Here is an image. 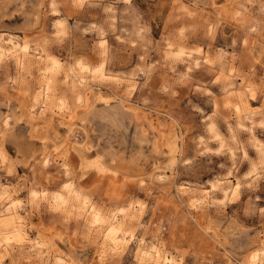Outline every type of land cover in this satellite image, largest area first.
Wrapping results in <instances>:
<instances>
[{
  "label": "rangeland",
  "instance_id": "1",
  "mask_svg": "<svg viewBox=\"0 0 264 264\" xmlns=\"http://www.w3.org/2000/svg\"><path fill=\"white\" fill-rule=\"evenodd\" d=\"M4 39L0 264H264V0H0Z\"/></svg>",
  "mask_w": 264,
  "mask_h": 264
},
{
  "label": "bare ground",
  "instance_id": "2",
  "mask_svg": "<svg viewBox=\"0 0 264 264\" xmlns=\"http://www.w3.org/2000/svg\"><path fill=\"white\" fill-rule=\"evenodd\" d=\"M6 43H10L11 47L10 48H5L4 46H2V44H0V58L8 56V55H11V56L14 55L15 58H16L17 64L18 65L23 64L24 61H23L22 57L17 55L16 49H15V47H17L19 45L18 41H14L13 39H9V40L6 41ZM19 48H20V51L22 52L23 55L26 54L27 52H29L28 46L23 44V43H22V45L20 44ZM41 87H43V86H41ZM39 94H40L39 96L42 97L41 103L45 107L47 105H49L46 102V97H47L46 94H44V93L42 94V92L39 93ZM35 101H36V98H35ZM8 120H9L8 117L4 118L3 124L5 126H8ZM72 124L73 123H70V125H72ZM74 125H72V126H74ZM81 155H82V151H81L80 147L76 148V146L75 147L72 146V147H70L68 149L67 156H68V160L69 161H71L73 163L74 162L76 163V161H82V164L81 165L79 164L80 166H79V171H78L80 177L84 176V174L80 173V171H84V170H87V169H90V168H94V170H96V176L97 177H101V175L105 174L103 172V170L105 168L102 165V163H101L99 158H95L94 160H91V161H86V158H84L83 155L82 156ZM46 161H44V162H46ZM111 174H112L113 178L116 180V182L122 181L121 178L119 179L118 177H116L115 174H113V173H111ZM86 176L87 175H85L82 178L83 181H85L84 178H86ZM86 180H87V178H86ZM139 182L143 183V180H139ZM236 188H237V186H236ZM221 192H223V191H221ZM6 194H7V191H2L0 193V206L3 205V207H5L2 211H0V214H1L0 217L3 216V219L0 220V229H6V231L9 232V233L10 232L11 233L14 232V234L18 237L20 235L21 228H20V226H19V224L17 222L18 220H16V218H15L16 210H14V209L16 208V206H15L16 204L11 202V200L7 197ZM61 196L62 195H59V197L57 199H61ZM90 222L93 225H97V227H98V225H104L105 226V232H104V236H103V245H105V246H116L119 241H121L122 239H125V234H124L125 232L122 233L120 221L118 222L117 220H115L114 216H111L110 219L107 221L106 217L102 216L101 213H99V211H97V210L92 208L91 209V215H90ZM15 235H13V236H15ZM12 238L13 237L11 235H8V234L5 233L4 237H0V243L4 242V243L8 244L9 241H11ZM259 252H261V254L264 255V249H261ZM141 255H142L141 263H142V261H146L145 259H147V260H149V262H150V260H152L154 262V264H179L178 262L174 261L171 257L161 255L160 251L158 249H156L155 247H153V246L152 247H148L147 250L146 249L143 250ZM253 256H254L253 257L254 260L258 259V255L256 254V252H255V254Z\"/></svg>",
  "mask_w": 264,
  "mask_h": 264
}]
</instances>
